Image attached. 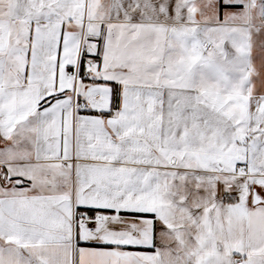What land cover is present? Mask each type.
Segmentation results:
<instances>
[{
    "label": "snow or ice",
    "instance_id": "6c2138e0",
    "mask_svg": "<svg viewBox=\"0 0 264 264\" xmlns=\"http://www.w3.org/2000/svg\"><path fill=\"white\" fill-rule=\"evenodd\" d=\"M0 264H264V0H0Z\"/></svg>",
    "mask_w": 264,
    "mask_h": 264
}]
</instances>
